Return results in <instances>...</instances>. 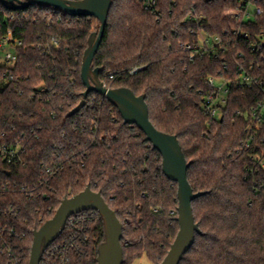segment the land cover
Segmentation results:
<instances>
[{"label": "trees", "instance_id": "16d2710c", "mask_svg": "<svg viewBox=\"0 0 264 264\" xmlns=\"http://www.w3.org/2000/svg\"><path fill=\"white\" fill-rule=\"evenodd\" d=\"M112 2L93 69H102L107 87L146 96L151 122L177 137L191 164L194 193H205L193 202L202 234L181 264H264V120L250 130L249 114L264 99V47L256 50L264 44V15L226 18L240 0H157L149 9L148 0ZM99 31L93 17L0 3V41L11 32L22 43L17 63L1 69L0 133L24 149L18 166L0 160V178L12 184L0 199V264H29L34 233L64 198L88 186L123 225L124 264L143 257L161 264L179 233L178 185L164 175L162 156L144 133L96 93L70 116L84 100L83 57ZM200 32L223 46L193 56L186 46H195ZM243 74L257 82L241 87ZM211 77L231 82L222 119L214 122L204 108ZM71 220L76 226L67 224L42 264H60L64 256L70 264H97L106 238L101 215Z\"/></svg>", "mask_w": 264, "mask_h": 264}, {"label": "water", "instance_id": "95a60500", "mask_svg": "<svg viewBox=\"0 0 264 264\" xmlns=\"http://www.w3.org/2000/svg\"><path fill=\"white\" fill-rule=\"evenodd\" d=\"M0 3L7 9L30 6L55 8L68 16L93 17L99 21L100 31L89 38L83 57L81 78L86 87L84 100L70 116L78 114L86 106L90 94L101 95L118 109L126 125L137 127L146 136V141L161 154L164 175L178 185L177 222L180 227L175 242L161 264H181L195 245L197 235L202 234L195 221L193 202L205 193H194L188 181L191 164L187 162L177 137L159 131L151 122L146 96H137L127 88L107 87L100 79L102 69H93L94 59L104 38L112 0H0ZM91 211L101 215L105 227L106 238L99 246L97 264H124L123 225L103 196L95 193L90 186L76 196L64 198L55 216L34 233L29 264L42 263L44 254L59 239L73 216Z\"/></svg>", "mask_w": 264, "mask_h": 264}, {"label": "built area", "instance_id": "2783aa9c", "mask_svg": "<svg viewBox=\"0 0 264 264\" xmlns=\"http://www.w3.org/2000/svg\"><path fill=\"white\" fill-rule=\"evenodd\" d=\"M157 5V0H148L147 8H153ZM254 7V10L251 8ZM264 15V7L257 4V0H240V5L234 9H228L225 12L226 18L233 21H248L257 17ZM236 34V33H235ZM247 38L248 34H244ZM58 46V42L54 43ZM22 43L20 41L13 42V36L10 32L9 35L0 41V85L3 82V79L6 77V72H2L1 69L6 66H14L18 61L17 48L20 47ZM223 46L222 39L219 37H209L207 34L200 32L198 43L195 46L187 45L186 50L193 52V56L196 54H207L211 51H216L217 47ZM264 44L260 47H256V50L260 51L263 49ZM5 48L11 49L13 52H6L3 55ZM139 69H135L133 72H137ZM113 78V77H112ZM240 86H251L253 83H256V78L250 75L243 74L240 78ZM209 84L212 87V93L206 97L204 102V108L210 118L211 122L222 119L223 110L225 109L228 97L231 92V82L224 80L222 78H209ZM105 84V83H104ZM106 85V84H105ZM250 118H251V127L250 130H258L261 127V124L264 120V99L258 102V104L250 109ZM255 138L253 137L252 140ZM250 142L245 144V149H248ZM23 145L20 143L13 142L5 133H0V160L5 162L9 166H18L23 158ZM264 168V163H262ZM12 184L10 180H4L0 178V199L5 197L11 191ZM0 212V216H1ZM80 224H84V220L78 221ZM71 224L73 227L76 226L74 220H69L68 224ZM0 232V236H1ZM87 241V240H86ZM54 245V244H53ZM52 245V246H53ZM51 246V247H52ZM50 247V248H51ZM63 246H59L53 252L48 253L49 256L57 254V251H60ZM49 248V249H50ZM48 249V250H49ZM47 250V251H48ZM46 251V253H47ZM45 253V254H46ZM44 254V256H45ZM44 259V258H43ZM43 262V261H42ZM42 264V263H41ZM60 264H70V259L64 256L60 260Z\"/></svg>", "mask_w": 264, "mask_h": 264}, {"label": "rangeland", "instance_id": "374dc122", "mask_svg": "<svg viewBox=\"0 0 264 264\" xmlns=\"http://www.w3.org/2000/svg\"><path fill=\"white\" fill-rule=\"evenodd\" d=\"M228 10V9H227ZM226 10V11H227ZM251 10H254V7L251 8ZM6 52H13L11 49L9 48H5L4 51H3V55L6 53ZM134 264H156V263H152L150 262L146 257H143L142 259L138 260L137 262H135Z\"/></svg>", "mask_w": 264, "mask_h": 264}]
</instances>
